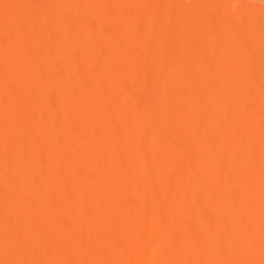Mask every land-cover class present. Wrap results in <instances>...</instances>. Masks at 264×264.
<instances>
[{
  "label": "bare ground",
  "instance_id": "1",
  "mask_svg": "<svg viewBox=\"0 0 264 264\" xmlns=\"http://www.w3.org/2000/svg\"><path fill=\"white\" fill-rule=\"evenodd\" d=\"M0 264H264V0H0Z\"/></svg>",
  "mask_w": 264,
  "mask_h": 264
}]
</instances>
